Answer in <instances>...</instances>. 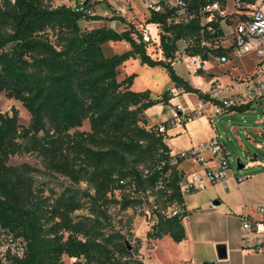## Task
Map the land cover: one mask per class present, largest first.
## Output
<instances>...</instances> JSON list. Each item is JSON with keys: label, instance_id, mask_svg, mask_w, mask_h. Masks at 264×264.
I'll use <instances>...</instances> for the list:
<instances>
[{"label": "trees", "instance_id": "obj_1", "mask_svg": "<svg viewBox=\"0 0 264 264\" xmlns=\"http://www.w3.org/2000/svg\"><path fill=\"white\" fill-rule=\"evenodd\" d=\"M52 0H5L0 4V92L21 101L30 114L27 125L16 111L0 112V224L24 237L26 248L18 264H111L109 250L93 224L74 220L80 207L73 194L53 200L35 191L31 167L10 165L17 154L38 155L44 166L74 182L86 181L98 200L127 182L164 197L166 203L152 213L156 222L146 233L150 238L168 234L178 242L184 238L181 223L185 211L170 216L174 204L183 206L179 180L183 173L171 162L164 131L147 127L144 111L167 103L170 91L152 98L148 89H130L133 74L119 79L118 67L130 56L147 66L166 69L176 87L199 92L173 68L176 41L184 39L190 53L203 52L199 12L206 3L224 0H191L196 17L167 23L166 13H151L147 19L160 28L156 44L142 40L135 26L117 31L105 24L92 25L98 15H85ZM49 31L55 35L51 42ZM137 34V40L133 38ZM125 40L123 53L105 55L102 45ZM150 51L159 52L153 58ZM87 120L88 130H78ZM123 242L121 250L129 253ZM64 257L71 259L64 260ZM208 264V263H205Z\"/></svg>", "mask_w": 264, "mask_h": 264}, {"label": "built area", "instance_id": "obj_2", "mask_svg": "<svg viewBox=\"0 0 264 264\" xmlns=\"http://www.w3.org/2000/svg\"><path fill=\"white\" fill-rule=\"evenodd\" d=\"M14 2V0H9ZM139 3L151 13H166L167 23L187 21L195 18L194 9L190 8L191 0H138ZM116 5L112 0H63V3L73 10L85 15H98L102 19L91 20L90 24H104L117 31L128 29L130 21L125 17V12L131 10L135 0H117ZM120 2V3H119ZM199 12H208V16L201 15L200 24L213 19L216 25H209L203 36L201 29L200 45L206 48L207 56H213L217 62L229 61L232 55H248L254 58L251 71L244 76H234L228 82H221L218 78L208 81L206 89L197 93V104L190 107L179 100L167 106L168 112L165 120L160 122L158 131H165L169 124L185 123L200 114L214 117L225 111L250 108L257 106L264 111V0H224L206 3ZM148 18L139 26H135L143 41L155 43L159 50L160 28L154 26V32L147 25ZM137 40V34L133 33ZM175 55L172 64H183L192 74L196 73L206 57L203 52L190 53L189 45L184 39L175 43ZM185 93L182 87H176V95ZM172 95V92H170ZM174 95V94H173ZM208 108H211L208 110ZM208 153V157L204 154ZM192 158L201 165V171H193L188 175L183 174L179 180L181 193L188 194L215 182H225L226 172L229 168V158L219 135L212 136L206 142L195 147L183 150L171 157L172 163L179 160ZM211 160L212 164L207 165ZM184 211L181 204L172 205L167 214L178 215ZM255 215L249 213L238 214L240 226V241L242 248L257 253H264V204H256ZM156 217L152 218V224ZM26 241L23 236L8 226L0 224V264H18L17 260L24 255ZM202 264V263H199Z\"/></svg>", "mask_w": 264, "mask_h": 264}, {"label": "rangeland", "instance_id": "obj_3", "mask_svg": "<svg viewBox=\"0 0 264 264\" xmlns=\"http://www.w3.org/2000/svg\"><path fill=\"white\" fill-rule=\"evenodd\" d=\"M4 1L0 0V4H3ZM112 1L119 6L117 0ZM59 3L60 1L58 0L50 2L51 6H56ZM132 7L131 10L125 12V17L132 25L139 26L146 18L150 17L149 10L141 5L138 0H135ZM147 25L149 27L152 26L151 23H147ZM151 29L154 32L153 28ZM49 38L51 42H55L56 40L55 35H52V31H49ZM123 41L125 40L105 42L102 45L104 54L109 56L114 53H123L125 51ZM110 46L114 50L111 51ZM147 52L153 58H159V52L150 51L149 48H147ZM253 65V57L244 54H231L229 61L220 64L216 63L213 56H207L201 65L204 70L194 73V76L183 64H175L174 71L182 77L189 79L187 81L194 88L201 89L207 85L205 81H209L212 76H217L221 82L226 83L234 76H244L252 70ZM123 73L134 75V90L149 89L150 96L154 98L158 93L162 95L165 89L170 92H172L171 90H175L174 86L169 88L171 79L168 74L163 73L160 66H147L140 63L137 57L130 56L124 61V66L122 67ZM185 94L193 97L196 96L194 103L197 104V92L187 91ZM262 100L264 101V97ZM184 103L186 104V102ZM13 110L16 111L17 120L20 124L27 125L29 123L30 114L21 101L9 98L4 92H0V112L12 113ZM167 112V108H161L155 113V116L167 114ZM203 115L206 116V114L198 116ZM225 120L222 122L217 120L215 123L218 127L217 135L220 136L227 149L230 164L228 172L236 173L238 177H241L245 173L264 170V148L257 147L255 143L260 142L264 146L263 109L257 106L254 111H237L234 117H231L230 121L233 124L248 129L247 134L239 132V140L225 128ZM175 123L169 125H174ZM147 127H149L148 123ZM255 127L259 128L258 132L250 129H255ZM77 129L88 130V121H83L82 125ZM202 136H204L203 133L196 138H201ZM237 159L244 165L243 168L237 169ZM7 163L10 165H29L32 168L31 175L35 191L48 197L50 200L62 194H73L80 204V207L72 213L73 219L81 220L86 224H93L98 227L99 238L109 250L112 259L111 264H144L150 245L158 239L147 237L146 233L151 229L152 211L155 208H161L166 203L163 196L150 190L141 191L127 182L124 186L109 192L106 200H98L94 196V190L89 183L86 181L74 182L60 172L46 168L41 158L36 154L21 153L13 155L8 159ZM256 191L251 201L264 204V188L259 187ZM168 209L169 206L165 211L167 212ZM123 242L128 244L129 253L122 252L121 246ZM159 258L164 260L166 264H173L161 253L159 254ZM64 260L70 261L71 259L64 257Z\"/></svg>", "mask_w": 264, "mask_h": 264}, {"label": "crops", "instance_id": "obj_4", "mask_svg": "<svg viewBox=\"0 0 264 264\" xmlns=\"http://www.w3.org/2000/svg\"><path fill=\"white\" fill-rule=\"evenodd\" d=\"M104 22L103 20L102 23L104 24ZM123 45L125 50L129 48L128 42L123 41ZM112 50L114 48H111ZM137 60L140 62L138 58ZM215 61L219 63L216 59ZM123 66L124 62L118 67L119 79L130 75L122 74ZM161 70L163 73L168 74L165 68L161 67ZM203 70L201 67L197 72ZM192 76L194 75L192 74ZM182 78L189 80L184 77ZM213 78L218 77L212 76L211 79ZM205 83L207 85L201 89L208 87V81H205ZM169 85V88L174 86L175 90H171L172 96L167 103L159 102L144 111L149 126L158 125L166 119L167 114L155 116V113L161 108L165 109L168 105L175 104L183 99L187 107L191 108L196 105L194 103L196 96L193 97L185 94L187 91L182 96H177L175 84H172L170 81ZM130 89L134 90L133 80ZM165 92L166 89L163 91V94ZM162 95L158 93L155 98H161ZM210 109L208 108V110ZM254 110L250 108L232 109L212 118L204 115L197 116L185 123H175L174 125L166 126L164 141L170 148L171 154L195 147L206 142L212 136L217 135L218 127L215 122L217 120L222 122L226 118L225 128L239 140V132L247 134L248 129L233 124L230 121L231 117H234L237 111ZM250 129L259 131L258 127ZM202 133L204 136L196 138ZM255 143L257 147L264 148L260 142ZM204 156L208 157V153H205ZM211 164V160H208L207 165ZM177 168L185 175L193 171H201V165L192 158L182 159L178 163ZM229 170L230 164L225 176L227 188H224L221 182H215L183 195L185 215L182 217L181 223L184 228V238L178 242L174 241L168 234L158 238L150 245L144 264H166L164 260L159 258L160 253L173 264H264V253H257L242 248L238 221V214L240 213L255 215L254 207L258 203L251 201V199L259 187L264 188V170L245 173L241 177H238L236 173L228 172ZM220 246H224L225 249V254L222 257H220L218 252L221 248Z\"/></svg>", "mask_w": 264, "mask_h": 264}, {"label": "water", "instance_id": "obj_5", "mask_svg": "<svg viewBox=\"0 0 264 264\" xmlns=\"http://www.w3.org/2000/svg\"><path fill=\"white\" fill-rule=\"evenodd\" d=\"M243 164L242 163H240L239 162V159H237V169H240V168H243ZM221 248L219 249V255H220V257H222V256H224V254H225V249H224V246H220ZM128 248H129V246H128Z\"/></svg>", "mask_w": 264, "mask_h": 264}, {"label": "bare ground", "instance_id": "obj_6", "mask_svg": "<svg viewBox=\"0 0 264 264\" xmlns=\"http://www.w3.org/2000/svg\"><path fill=\"white\" fill-rule=\"evenodd\" d=\"M150 27L154 29V26H153V25H152V26H150ZM149 50H151V47H149Z\"/></svg>", "mask_w": 264, "mask_h": 264}]
</instances>
